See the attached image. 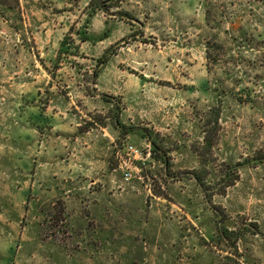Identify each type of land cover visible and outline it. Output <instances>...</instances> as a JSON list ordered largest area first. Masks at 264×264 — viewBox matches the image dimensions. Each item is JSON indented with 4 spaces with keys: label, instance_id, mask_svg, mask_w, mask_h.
<instances>
[{
    "label": "rangeland",
    "instance_id": "rangeland-1",
    "mask_svg": "<svg viewBox=\"0 0 264 264\" xmlns=\"http://www.w3.org/2000/svg\"><path fill=\"white\" fill-rule=\"evenodd\" d=\"M0 264H264V0H0Z\"/></svg>",
    "mask_w": 264,
    "mask_h": 264
},
{
    "label": "built area",
    "instance_id": "built-area-1",
    "mask_svg": "<svg viewBox=\"0 0 264 264\" xmlns=\"http://www.w3.org/2000/svg\"><path fill=\"white\" fill-rule=\"evenodd\" d=\"M114 148L115 158L123 179L130 181L135 176L142 179V168L153 156L151 143L147 142L143 147H138L129 141H122L115 143Z\"/></svg>",
    "mask_w": 264,
    "mask_h": 264
},
{
    "label": "trees",
    "instance_id": "trees-1",
    "mask_svg": "<svg viewBox=\"0 0 264 264\" xmlns=\"http://www.w3.org/2000/svg\"><path fill=\"white\" fill-rule=\"evenodd\" d=\"M232 181H234V180H232ZM232 183H234V182H232ZM232 183H231V184H232ZM228 185H230V184H228Z\"/></svg>",
    "mask_w": 264,
    "mask_h": 264
}]
</instances>
